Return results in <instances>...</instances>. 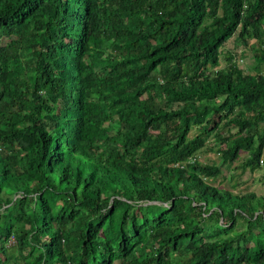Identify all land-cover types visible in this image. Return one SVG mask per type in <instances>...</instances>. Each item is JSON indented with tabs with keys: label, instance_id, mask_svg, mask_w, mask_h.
I'll use <instances>...</instances> for the list:
<instances>
[{
	"label": "trees",
	"instance_id": "16d2710c",
	"mask_svg": "<svg viewBox=\"0 0 264 264\" xmlns=\"http://www.w3.org/2000/svg\"><path fill=\"white\" fill-rule=\"evenodd\" d=\"M210 137L264 168V0H0V264H264Z\"/></svg>",
	"mask_w": 264,
	"mask_h": 264
},
{
	"label": "rangeland",
	"instance_id": "374dc122",
	"mask_svg": "<svg viewBox=\"0 0 264 264\" xmlns=\"http://www.w3.org/2000/svg\"><path fill=\"white\" fill-rule=\"evenodd\" d=\"M228 47L231 46V42H226ZM222 61V60H221ZM240 63L241 60H238ZM222 63H220V66ZM234 127H230V131H234ZM220 143H215V140L211 137L206 140V146L201 148L197 152L196 158L203 163H213L220 165L221 174L215 178L209 179L214 185L220 188L230 190L232 192H253L255 195L264 193V168H258L251 170L248 167L245 169L241 168L242 158L244 157L243 151H239L238 156L232 161L230 165L220 164L221 159L219 157L217 148H222ZM264 156V147L262 150ZM12 240L9 239V244ZM10 264V263H7ZM115 264H120L115 262Z\"/></svg>",
	"mask_w": 264,
	"mask_h": 264
}]
</instances>
